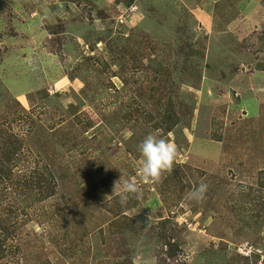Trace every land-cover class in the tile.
Listing matches in <instances>:
<instances>
[{
  "label": "rangeland",
  "instance_id": "374dc122",
  "mask_svg": "<svg viewBox=\"0 0 264 264\" xmlns=\"http://www.w3.org/2000/svg\"><path fill=\"white\" fill-rule=\"evenodd\" d=\"M168 102L178 174L145 184L136 110ZM1 125L0 264H264V0H0Z\"/></svg>",
  "mask_w": 264,
  "mask_h": 264
},
{
  "label": "trees",
  "instance_id": "16d2710c",
  "mask_svg": "<svg viewBox=\"0 0 264 264\" xmlns=\"http://www.w3.org/2000/svg\"><path fill=\"white\" fill-rule=\"evenodd\" d=\"M164 75H166V77H169V73L168 72H163ZM136 114H132L129 112V117H133V115H136L137 117L135 118L134 121L139 120L140 118L143 119V122L147 125H152V130L156 131V132H161L163 133L164 136L168 135V133L172 132V130L179 124L180 119L179 116L177 114V112L169 105L168 103H165L162 108L158 111L157 115L154 113H149L147 111H141V110H136ZM25 117H28L29 115L24 114ZM30 118V117H29ZM79 117H75L74 120L78 121ZM92 119H88L87 123L85 124V126H83V128L85 129H92L94 128V121H91ZM127 120V118L125 119ZM129 121V119H128ZM131 121V120H130ZM33 122H35V120H33ZM5 125V124H4ZM0 126V136L2 134V126ZM25 145V142L21 139H19V137L14 133H12L10 136L5 137L4 139L1 140L0 142V179H2V181H11V179L13 178V166H11L12 163L15 162V164L17 165V160H16V156L18 155V153L23 149ZM15 166V165H14ZM176 165H173V168ZM172 168V170L170 172H167L170 176H172V174L174 176H176L178 173L176 170H174ZM54 174H56L54 172ZM262 176H264V171H262ZM57 177L60 178L62 177L61 175L57 174ZM47 179H50L51 182H48ZM45 178L44 175L38 173L35 171V176L31 179H27V183L24 182L25 184V188L27 189H39L40 193L39 195L42 198H47L48 196H50V194L55 192V189L58 188V182L55 179V176L53 174L48 175V178ZM262 180V179H261ZM259 186L260 188L264 187V184L262 182H259ZM131 200L133 201V203H131ZM122 205V203H120ZM128 206L124 209H122L123 211H126L129 209L133 210L136 209L140 204V200L136 199L134 196L127 201ZM117 219H115L114 222L117 221H121L123 219L128 220L125 216L121 215H117L115 216ZM75 220H79V218H75ZM129 221L132 223L133 220L129 219ZM127 224L129 222H126ZM133 225V224H130ZM3 243V242H2ZM2 243H0V254L2 255ZM0 255V257H1Z\"/></svg>",
  "mask_w": 264,
  "mask_h": 264
},
{
  "label": "clouds",
  "instance_id": "9594fccd",
  "mask_svg": "<svg viewBox=\"0 0 264 264\" xmlns=\"http://www.w3.org/2000/svg\"><path fill=\"white\" fill-rule=\"evenodd\" d=\"M141 159L139 160V176L143 183L154 184L160 181L162 175L170 172L177 157V146L158 133H149L138 145ZM122 204L127 203L130 197L139 199L142 190L136 177L120 178L114 187V191ZM208 185L200 183L188 193V199L200 202L204 199Z\"/></svg>",
  "mask_w": 264,
  "mask_h": 264
}]
</instances>
